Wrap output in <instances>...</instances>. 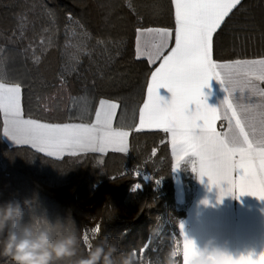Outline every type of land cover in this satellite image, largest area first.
<instances>
[{
  "label": "trees",
  "instance_id": "16d2710c",
  "mask_svg": "<svg viewBox=\"0 0 264 264\" xmlns=\"http://www.w3.org/2000/svg\"><path fill=\"white\" fill-rule=\"evenodd\" d=\"M174 26L170 0H0V80L20 84L25 116L91 122L107 99L119 104L116 126L131 130L127 152L57 158L9 145L0 112V206L13 200L27 205L17 226L0 232V248L10 230L19 236L27 230L32 239L47 233L53 243L71 241L72 255L53 264H80L90 251L112 245L120 264L146 243L136 264H173L168 253L180 239L186 206L176 197L168 134L135 131L154 68L136 58L135 43L138 28ZM81 41L89 55L76 62L71 54ZM213 56H264V0H242L226 17L214 35Z\"/></svg>",
  "mask_w": 264,
  "mask_h": 264
},
{
  "label": "snow or ice",
  "instance_id": "6c2138e0",
  "mask_svg": "<svg viewBox=\"0 0 264 264\" xmlns=\"http://www.w3.org/2000/svg\"><path fill=\"white\" fill-rule=\"evenodd\" d=\"M170 3L174 8V30L160 27L136 30V58L146 57L152 65L160 63L150 74L135 131L147 129L170 134L172 169L178 168L185 156H196L192 171L201 182L207 177L210 186L220 188L221 198L247 195L264 201V87L261 86L264 58L225 62L213 59L214 34L241 0H170ZM173 37L174 47L169 48ZM75 47L71 54L73 61L78 62L81 54L89 55L83 41ZM212 79L226 92L219 108L209 106L202 91ZM161 88L171 93L170 100L165 101L159 94ZM237 90L241 96L234 101L233 93ZM21 91L20 84L0 80L4 134L17 145H30L48 156L60 153L77 156L89 151L103 154L108 148L127 152L130 132L113 128L117 103L101 100L91 124H50L22 118ZM222 120L227 122L226 127L223 124L218 127ZM155 154L154 149L152 155ZM179 228L180 239L175 248L182 264H188L196 249L194 242L184 236L182 222ZM99 231V226L91 230L93 235ZM82 240L86 250H90V236L82 234ZM147 249L146 243L135 250L136 256ZM222 264H264V252L258 256L227 255Z\"/></svg>",
  "mask_w": 264,
  "mask_h": 264
},
{
  "label": "crops",
  "instance_id": "0c3cea01",
  "mask_svg": "<svg viewBox=\"0 0 264 264\" xmlns=\"http://www.w3.org/2000/svg\"><path fill=\"white\" fill-rule=\"evenodd\" d=\"M242 1V0H241ZM226 19V18H225ZM149 28V27H146ZM155 28V27H153ZM167 28V27H160ZM175 28V26H174ZM174 28H171L174 30ZM215 35V34H214ZM214 43V37H213ZM174 47V37L169 43V48ZM167 54V50H165ZM262 57L255 58H242V59H260ZM143 59H146L144 57ZM214 59V56H213ZM216 60V59H214ZM219 62H225L229 60H216ZM160 61L154 64L155 70L159 66ZM150 79V76H149ZM148 79V81H149ZM264 87V85H261ZM147 89V87H146ZM22 90V89H21ZM159 94L164 98L165 101L171 99V93L167 89H159ZM204 97L206 98L209 106L219 108L221 102L226 96V92L223 90L221 84L212 79L209 81L208 86L202 89ZM245 96L247 93L244 94ZM241 93L239 90L233 93L234 101H239ZM146 99V93L145 98ZM254 100L256 98H253ZM107 100V99H102ZM143 100V102H144ZM101 101V100H100ZM100 101L98 103L97 109L100 107ZM114 103L116 101L108 100ZM141 104V107L143 105ZM119 105V104H118ZM21 107L23 113V119H34L44 123L50 124H65V123H85L91 124L95 122V115L91 122H81V121H71V122H46L39 119L27 117L24 115L23 105H22V91H21ZM140 107V108H141ZM96 109V110H97ZM116 110V115L118 113ZM3 119V137L9 145H17L14 140L9 136L4 134V114L2 112ZM115 119L113 120V128L129 131L131 130L118 127L115 124ZM139 124L138 120L135 125ZM223 124L226 127V121L218 122V127ZM147 130V129H146ZM168 139L170 142V134H168ZM30 146V145H28ZM130 146V136L128 138V149ZM171 147V143H170ZM108 151H113L111 148L106 149L105 153ZM128 151V150H127ZM90 152V151H89ZM172 154V149H171ZM65 154L60 153L58 156L62 157ZM173 160V156H172ZM197 162V157L189 154L184 157L178 168L173 170L176 197L181 205L186 206V215L181 220L183 223V234L189 240L194 242L196 253L189 259L188 264L198 254V247H203L207 242H211L212 246H218L226 250L233 257H239L240 255L253 254L258 256L260 253L264 252V201L259 200L253 196H240L236 198L233 196L220 197V188L215 185H209L207 177L203 178V182L198 177L197 173L192 171V167ZM237 173H234L236 175ZM220 187H227L226 185H221ZM207 201V203H205ZM180 222V223H181Z\"/></svg>",
  "mask_w": 264,
  "mask_h": 264
},
{
  "label": "clouds",
  "instance_id": "9594fccd",
  "mask_svg": "<svg viewBox=\"0 0 264 264\" xmlns=\"http://www.w3.org/2000/svg\"><path fill=\"white\" fill-rule=\"evenodd\" d=\"M26 203L13 200L0 206V232L5 228L14 229L22 219ZM30 233L25 230L23 236L10 230L7 240L0 248V258H6L8 264H53L54 261L72 255L71 241L53 243L47 233H41L37 238H30ZM115 245L97 247L90 251L87 258L80 264H116L113 259L117 252ZM229 253L221 247L212 246L207 242L203 247H198V254L191 264H222L225 256ZM178 252L172 248L168 253V259L175 264ZM135 251L121 257L120 264H136Z\"/></svg>",
  "mask_w": 264,
  "mask_h": 264
}]
</instances>
